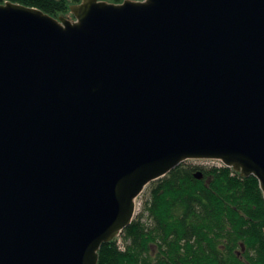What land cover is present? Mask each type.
<instances>
[{
    "label": "water",
    "instance_id": "water-1",
    "mask_svg": "<svg viewBox=\"0 0 264 264\" xmlns=\"http://www.w3.org/2000/svg\"><path fill=\"white\" fill-rule=\"evenodd\" d=\"M188 160L264 200V0L0 5V264H97Z\"/></svg>",
    "mask_w": 264,
    "mask_h": 264
},
{
    "label": "trees",
    "instance_id": "trees-1",
    "mask_svg": "<svg viewBox=\"0 0 264 264\" xmlns=\"http://www.w3.org/2000/svg\"><path fill=\"white\" fill-rule=\"evenodd\" d=\"M6 2L57 19L70 16V7L81 0L0 5ZM141 195L140 213L101 245L97 264H264V200L254 177L243 178L220 163H182Z\"/></svg>",
    "mask_w": 264,
    "mask_h": 264
},
{
    "label": "rangeland",
    "instance_id": "rangeland-1",
    "mask_svg": "<svg viewBox=\"0 0 264 264\" xmlns=\"http://www.w3.org/2000/svg\"><path fill=\"white\" fill-rule=\"evenodd\" d=\"M63 17H68V16H63ZM186 164H192V165H214L216 164L217 162L215 161H202V160H188L186 162H184ZM145 190V189H144ZM143 190V191H144ZM143 193V192H142ZM141 193V194H142ZM142 195H140L136 201H135V214H134V218L137 216V214L140 213L141 211V208H142ZM133 218V219H134Z\"/></svg>",
    "mask_w": 264,
    "mask_h": 264
},
{
    "label": "built area",
    "instance_id": "built-area-1",
    "mask_svg": "<svg viewBox=\"0 0 264 264\" xmlns=\"http://www.w3.org/2000/svg\"><path fill=\"white\" fill-rule=\"evenodd\" d=\"M218 163V162H217Z\"/></svg>",
    "mask_w": 264,
    "mask_h": 264
}]
</instances>
